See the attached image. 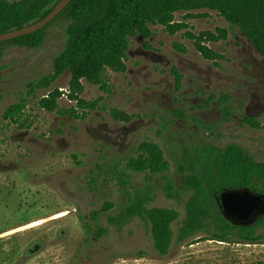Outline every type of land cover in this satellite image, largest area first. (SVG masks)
Wrapping results in <instances>:
<instances>
[{"label": "rangeland", "instance_id": "1", "mask_svg": "<svg viewBox=\"0 0 264 264\" xmlns=\"http://www.w3.org/2000/svg\"><path fill=\"white\" fill-rule=\"evenodd\" d=\"M174 20L185 22L196 35L226 29V39L206 43L224 59L214 63L203 58L184 30L171 35L163 26L150 24L148 39L128 38L124 69L104 70L108 91L81 81L79 97L97 102L83 118L61 116L38 104L58 87L64 93L59 107L70 110L76 105L67 95V71L28 95V84L51 75L53 58L64 48L62 17L49 23L38 48L0 42V264H237L240 250L248 251L240 249L247 242L236 236L221 242L196 239L207 236L199 234L187 243L173 242L160 255L149 224L141 218L127 220L120 229L107 220L149 183L153 200L148 207L179 212L172 223L175 236L192 193L184 188V179L197 145L235 143L264 162V58L217 11L180 10ZM173 67L181 74L178 88ZM21 97H28L25 109L16 119H5L4 111ZM224 104L231 111L228 118L222 113ZM244 115L256 118L259 127L245 123ZM142 142L161 147L169 162L167 172L151 175L125 168ZM120 174L126 189L119 185ZM164 178L173 181L178 198L165 195ZM105 202L113 207L93 220L92 212ZM99 227L107 232L96 237ZM257 233L263 238L249 245L264 242V223Z\"/></svg>", "mask_w": 264, "mask_h": 264}, {"label": "trees", "instance_id": "2", "mask_svg": "<svg viewBox=\"0 0 264 264\" xmlns=\"http://www.w3.org/2000/svg\"><path fill=\"white\" fill-rule=\"evenodd\" d=\"M58 1L0 0V34L41 20ZM202 8L217 11L231 27L239 28L264 58V0H72L54 18L62 17L65 20L66 40L62 51L53 58V72L38 82H30L28 95L33 96L37 89L48 87L67 71L70 74L67 95L76 105L70 110L60 108L58 100L64 93L58 87L48 90L40 97L38 104L61 116L85 117L86 110L95 109L97 102H86L79 97L83 90L81 81L85 80L108 91L109 87L103 79L104 70H123L129 48L128 38L141 35L148 39L152 35L150 24L163 26L171 35L184 30V36L193 42L201 56L216 63L215 61L224 57L206 43L226 39V29L216 28L214 32L204 31L196 35L187 29L185 22L174 20L177 11ZM48 25L6 42L18 47L38 48L44 42ZM144 45L149 48L148 42L145 41ZM175 47L180 52L186 50L180 44H175ZM1 56L0 51V59ZM172 73L178 88L181 74L175 67L172 68ZM223 99L226 102L230 98L225 95ZM28 101V97H21L4 111L3 117L16 119ZM222 113L224 117H229L231 111L227 104L223 105ZM243 121L259 127L254 117L244 115ZM138 151L137 157L129 158L125 163L127 170L151 175L169 170V162L157 143L142 142ZM193 155L184 179V188L192 190V193L186 202L184 217L175 236L172 223L178 220L179 212L173 208L148 207L153 200L149 183L133 196L128 193L126 204L120 206L117 215L108 216V223L120 229L127 220L141 218L149 224L154 248L160 255H166L173 242L187 243L199 234L207 236L196 239L227 242L231 236H236L247 243L260 241L263 234L257 233V229L264 223V216L253 225L234 226L222 217L214 193L229 186L264 191V162L257 161L244 147L235 143H228L223 147L203 143L194 148ZM119 185L126 189V180L122 174L119 175ZM162 189L168 198H178L180 195L169 178H164ZM112 207L111 202H105L99 211L92 212L91 218L96 220L99 214H106ZM106 232V228L99 227L94 235L99 237Z\"/></svg>", "mask_w": 264, "mask_h": 264}, {"label": "water", "instance_id": "3", "mask_svg": "<svg viewBox=\"0 0 264 264\" xmlns=\"http://www.w3.org/2000/svg\"><path fill=\"white\" fill-rule=\"evenodd\" d=\"M72 0H59L41 20L0 34V42L40 30L60 14ZM222 217L234 226H250L264 216V191L229 186L214 193Z\"/></svg>", "mask_w": 264, "mask_h": 264}, {"label": "crops", "instance_id": "4", "mask_svg": "<svg viewBox=\"0 0 264 264\" xmlns=\"http://www.w3.org/2000/svg\"><path fill=\"white\" fill-rule=\"evenodd\" d=\"M239 247L240 249L242 248L248 251L240 250L242 254L238 257L237 264H264V242L252 245H249V243H243L242 246Z\"/></svg>", "mask_w": 264, "mask_h": 264}]
</instances>
